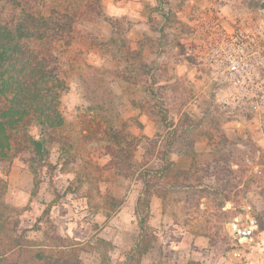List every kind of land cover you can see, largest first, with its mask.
<instances>
[{
    "label": "rangeland",
    "instance_id": "obj_1",
    "mask_svg": "<svg viewBox=\"0 0 264 264\" xmlns=\"http://www.w3.org/2000/svg\"><path fill=\"white\" fill-rule=\"evenodd\" d=\"M95 1L36 2L45 15L63 6L76 13L75 38L56 43L54 75L33 70L30 79L57 88V98L44 133L33 120L20 132L45 140L43 158L24 144L13 154L5 201L18 209L16 235L71 264H100L98 239L110 243V264H187L196 261V237L207 241L201 264H264V95L224 100L197 54L214 21L264 26V0ZM56 110L60 124L51 120ZM168 143L185 152L169 154L171 172L189 180L159 177L147 220L155 239L137 260L139 172L160 170L158 150ZM247 215L257 229L253 243L241 244L236 231Z\"/></svg>",
    "mask_w": 264,
    "mask_h": 264
},
{
    "label": "trees",
    "instance_id": "obj_2",
    "mask_svg": "<svg viewBox=\"0 0 264 264\" xmlns=\"http://www.w3.org/2000/svg\"><path fill=\"white\" fill-rule=\"evenodd\" d=\"M36 2L38 0H0V264H71L65 259H51L48 254L31 251L29 241L25 239L24 234L16 235L18 209L5 201L7 176L15 158L13 154L16 146L24 144V148H30L40 160L45 152L44 139L30 134L20 135L21 130H27V126L29 127L33 120L41 128V133H44L47 126L45 117H48V112L55 110L57 88L42 89L37 81L32 83L30 79L33 70H40L49 76L54 75L55 67L52 68L51 64L56 60L54 53L59 51L56 43L63 41L67 45L75 38V35H71V31L72 25L75 24L76 13H69L63 6L61 10L55 9L50 15H45ZM95 3L98 5L99 2L96 0ZM87 8L84 7L89 11ZM7 9L10 14L5 13ZM95 15L99 17L100 12ZM94 41L95 39L86 37V42L99 46ZM60 119L58 115L51 120L60 124ZM149 142L151 146L154 145V142ZM169 144L172 145V143L161 145V150H158V158L163 165L160 170L149 167L147 171L139 172L144 187L137 203L141 225V236L135 249L137 260L151 251L155 239V235L147 225V220L152 196L158 193L156 191L159 177L163 174L172 184L179 182L181 174L185 175L184 181L189 180L182 171L171 172L175 163L169 161V154L177 152L183 155L185 152L182 149L172 150ZM190 153L196 154L191 151ZM133 165L139 166L134 162L131 166ZM131 166L134 172L135 168ZM221 204L223 205V201ZM109 245L108 241L98 239L97 251L100 255V264H110ZM58 254L65 253L57 252L56 255ZM137 262L131 260V263L127 264H137ZM153 264H163V262L159 260ZM187 264L201 263L191 260Z\"/></svg>",
    "mask_w": 264,
    "mask_h": 264
},
{
    "label": "built area",
    "instance_id": "obj_3",
    "mask_svg": "<svg viewBox=\"0 0 264 264\" xmlns=\"http://www.w3.org/2000/svg\"><path fill=\"white\" fill-rule=\"evenodd\" d=\"M197 54L205 69L225 92L226 101L258 102L264 95V26L238 24L223 26L214 21L204 27L198 39ZM241 218H236L239 221ZM256 219L247 215L237 228L241 244L254 242Z\"/></svg>",
    "mask_w": 264,
    "mask_h": 264
},
{
    "label": "crops",
    "instance_id": "obj_4",
    "mask_svg": "<svg viewBox=\"0 0 264 264\" xmlns=\"http://www.w3.org/2000/svg\"><path fill=\"white\" fill-rule=\"evenodd\" d=\"M177 236L180 239L184 238L183 234H177ZM190 243H191V248H189V250L191 252L190 253L191 257L196 261L201 260V251L203 248H206L207 241L204 238L196 237L190 239Z\"/></svg>",
    "mask_w": 264,
    "mask_h": 264
},
{
    "label": "water",
    "instance_id": "obj_5",
    "mask_svg": "<svg viewBox=\"0 0 264 264\" xmlns=\"http://www.w3.org/2000/svg\"><path fill=\"white\" fill-rule=\"evenodd\" d=\"M259 8L263 9L264 8V2H261L259 5H258Z\"/></svg>",
    "mask_w": 264,
    "mask_h": 264
}]
</instances>
